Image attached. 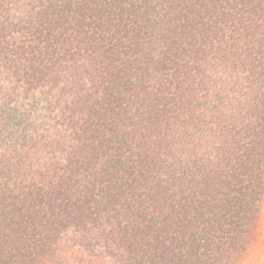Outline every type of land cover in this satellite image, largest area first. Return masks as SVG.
I'll use <instances>...</instances> for the list:
<instances>
[{
    "label": "trees",
    "instance_id": "obj_1",
    "mask_svg": "<svg viewBox=\"0 0 264 264\" xmlns=\"http://www.w3.org/2000/svg\"><path fill=\"white\" fill-rule=\"evenodd\" d=\"M263 203L264 0H0V264H236Z\"/></svg>",
    "mask_w": 264,
    "mask_h": 264
},
{
    "label": "rangeland",
    "instance_id": "obj_2",
    "mask_svg": "<svg viewBox=\"0 0 264 264\" xmlns=\"http://www.w3.org/2000/svg\"><path fill=\"white\" fill-rule=\"evenodd\" d=\"M67 247V246H66ZM65 247L64 252H68ZM67 255V253H66ZM67 261V260H66ZM69 264V262L67 261ZM236 264H264V203L261 219L255 232V238L250 249L242 256Z\"/></svg>",
    "mask_w": 264,
    "mask_h": 264
}]
</instances>
